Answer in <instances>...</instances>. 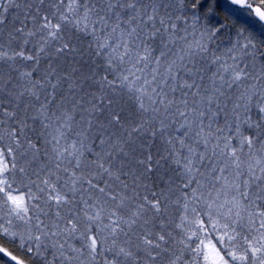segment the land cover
Returning <instances> with one entry per match:
<instances>
[{"label":"snow or ice","instance_id":"1","mask_svg":"<svg viewBox=\"0 0 264 264\" xmlns=\"http://www.w3.org/2000/svg\"><path fill=\"white\" fill-rule=\"evenodd\" d=\"M0 264H264V0H0Z\"/></svg>","mask_w":264,"mask_h":264}]
</instances>
